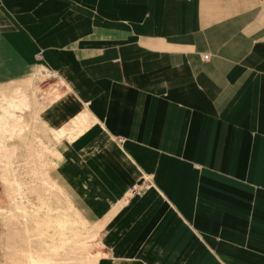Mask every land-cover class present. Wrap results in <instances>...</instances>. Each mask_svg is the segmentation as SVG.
Segmentation results:
<instances>
[{"label": "crops", "instance_id": "1", "mask_svg": "<svg viewBox=\"0 0 264 264\" xmlns=\"http://www.w3.org/2000/svg\"><path fill=\"white\" fill-rule=\"evenodd\" d=\"M38 65L113 264H264V0H0V82Z\"/></svg>", "mask_w": 264, "mask_h": 264}, {"label": "rangeland", "instance_id": "2", "mask_svg": "<svg viewBox=\"0 0 264 264\" xmlns=\"http://www.w3.org/2000/svg\"><path fill=\"white\" fill-rule=\"evenodd\" d=\"M14 78L0 82V264H113L101 225L55 176L88 116L52 124L64 85L43 66Z\"/></svg>", "mask_w": 264, "mask_h": 264}, {"label": "built area", "instance_id": "3", "mask_svg": "<svg viewBox=\"0 0 264 264\" xmlns=\"http://www.w3.org/2000/svg\"><path fill=\"white\" fill-rule=\"evenodd\" d=\"M145 183V182H144ZM139 187L138 186H135L134 188H133V190H136V189H138Z\"/></svg>", "mask_w": 264, "mask_h": 264}]
</instances>
